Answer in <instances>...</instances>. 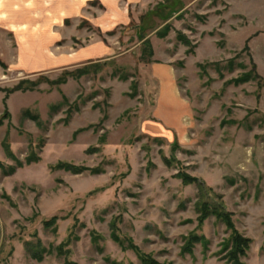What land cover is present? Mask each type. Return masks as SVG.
Instances as JSON below:
<instances>
[{"label": "rangeland", "instance_id": "374dc122", "mask_svg": "<svg viewBox=\"0 0 264 264\" xmlns=\"http://www.w3.org/2000/svg\"><path fill=\"white\" fill-rule=\"evenodd\" d=\"M130 14L129 26L106 33L78 23L112 41L110 56L5 73L0 264H141L135 248L161 263L228 264L219 251L231 232L215 216L199 227L200 189L180 171L200 179L252 240L244 264H264V0H146ZM253 71L259 78L235 84ZM23 80L37 85L11 93ZM193 233L207 242L186 253ZM38 240L41 262L26 248Z\"/></svg>", "mask_w": 264, "mask_h": 264}, {"label": "crops", "instance_id": "0c3cea01", "mask_svg": "<svg viewBox=\"0 0 264 264\" xmlns=\"http://www.w3.org/2000/svg\"><path fill=\"white\" fill-rule=\"evenodd\" d=\"M94 1L104 7L98 14L91 11ZM145 1L0 0V61L7 66L6 71L0 66V84L7 79L6 72L33 76L112 55L111 40L107 44L94 34L78 30V23L88 20L103 33L126 27L132 22L131 9L141 7ZM66 21L72 26H67ZM74 38H88L90 42L78 47ZM167 88L169 98L177 103L175 82Z\"/></svg>", "mask_w": 264, "mask_h": 264}, {"label": "trees", "instance_id": "16d2710c", "mask_svg": "<svg viewBox=\"0 0 264 264\" xmlns=\"http://www.w3.org/2000/svg\"><path fill=\"white\" fill-rule=\"evenodd\" d=\"M142 36L143 35H141V38H144ZM160 36L164 37L165 33L160 34ZM181 41H183L186 45L190 44L188 39H186L185 37H182ZM144 43H147V40ZM0 66L3 70L5 71L7 70V66L1 61H0ZM255 68L256 67L254 66V70ZM254 73L255 71H253L252 73H246L240 79H237L235 81V84L239 85V84L247 83L252 79L259 78L257 74H255L256 77L253 76ZM25 84H28L30 86L25 87L24 86ZM36 85L37 84L34 82L23 80L13 89H11L10 92L14 93L17 91L32 90ZM8 115L9 114H4L3 118L0 119V126L3 124L4 118L8 117ZM5 149L7 150L9 156L13 157L8 145H5ZM27 163H31V161L29 160L27 161ZM167 164L171 166L172 163L170 160H167ZM62 166L64 167V169L70 170L75 174L84 171L83 168L65 163L62 164ZM93 172H98V170ZM177 177L180 178L185 185L196 184L200 189V195H199L200 199L195 204L197 213L199 214L197 219L199 223V227H202L206 219H208L210 216H215L217 220L222 221L225 224L226 228L231 232L230 238L223 243L222 249L219 251L220 255L223 254L222 255L223 257L221 259L226 261L228 264H244L243 258L247 256L252 240L244 236L237 230L232 219L233 216L232 213L228 212L222 203L214 199V196L210 194L211 192L210 189L204 186L203 182L200 179L193 177L182 171L179 172ZM56 222H57V217H53L51 220L45 222V226L46 227L54 226ZM113 236H115L116 241H120L119 237L116 234H113ZM206 242L207 240L203 236L193 233L187 238L183 251L186 253H191L194 246L197 243L206 244ZM37 244L38 245L35 246L31 242H27L26 248L29 254L31 255L32 259L41 262L43 260V255H44L43 253L45 250L42 248V244L40 240H38ZM135 250L138 252L141 264H171V263H161L152 256L141 253L138 248H135ZM66 264H77V263L67 262Z\"/></svg>", "mask_w": 264, "mask_h": 264}]
</instances>
